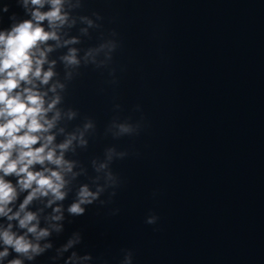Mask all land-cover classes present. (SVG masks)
Masks as SVG:
<instances>
[{
    "label": "water",
    "instance_id": "1",
    "mask_svg": "<svg viewBox=\"0 0 264 264\" xmlns=\"http://www.w3.org/2000/svg\"><path fill=\"white\" fill-rule=\"evenodd\" d=\"M4 3L0 27L12 12L24 16L16 0ZM94 11L105 35L119 34L118 83L89 66L69 84L65 104L81 114L69 127L85 116L96 123L76 158L92 176L106 147L130 154L111 165L122 181L113 202L69 218L55 246L80 231L77 250L93 264H119L121 249L133 264H264V0H84L80 14ZM114 116H143L146 127L113 139L105 129ZM150 213L157 224L145 223ZM52 255L35 264H53Z\"/></svg>",
    "mask_w": 264,
    "mask_h": 264
},
{
    "label": "clouds",
    "instance_id": "2",
    "mask_svg": "<svg viewBox=\"0 0 264 264\" xmlns=\"http://www.w3.org/2000/svg\"><path fill=\"white\" fill-rule=\"evenodd\" d=\"M16 4L23 18L12 12L9 25L0 27V264H35L50 251L53 264L61 260L93 264L90 252L77 250L83 242L80 231H73L59 247L53 237L65 231L66 222L84 216L89 206L113 202L122 181L111 165L130 153L106 147L102 159H91L95 175L90 176L76 157L87 150L96 123L85 116L70 128L81 114L66 106L65 97L69 84L89 66L107 69L109 83H118L111 65L121 46L119 34L111 30L105 35L100 13L80 14L84 0H16ZM9 12L8 3L0 6V24ZM92 31L100 32V42L82 47ZM120 109V104L114 105V110ZM134 110L141 111L140 106ZM145 127L143 116L135 122L114 116L105 135L134 137ZM82 176L88 182L81 183ZM105 194L107 199H102ZM119 211L115 208L110 214ZM158 220L150 213L145 223L155 225ZM121 252L119 264H133V251Z\"/></svg>",
    "mask_w": 264,
    "mask_h": 264
}]
</instances>
